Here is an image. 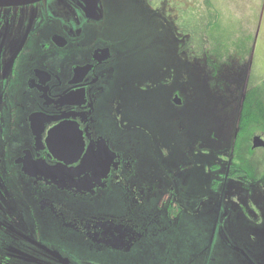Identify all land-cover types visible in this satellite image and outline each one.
<instances>
[{"label": "flooded vegetation", "instance_id": "obj_1", "mask_svg": "<svg viewBox=\"0 0 264 264\" xmlns=\"http://www.w3.org/2000/svg\"><path fill=\"white\" fill-rule=\"evenodd\" d=\"M81 2L0 0V264H215L202 183L187 193V175L143 170L124 134L103 128L129 35L114 20L121 3ZM237 152L229 165L249 159ZM219 174L241 181L236 168ZM195 217L209 234L199 247Z\"/></svg>", "mask_w": 264, "mask_h": 264}, {"label": "rangeland", "instance_id": "obj_2", "mask_svg": "<svg viewBox=\"0 0 264 264\" xmlns=\"http://www.w3.org/2000/svg\"><path fill=\"white\" fill-rule=\"evenodd\" d=\"M111 1L108 0L114 8H117L116 4H122L117 8L119 15L114 20L120 24L118 31L121 35L129 36L121 38L120 53L116 55L107 77L106 92L100 99L98 111L104 117L103 128L109 132L116 127L118 133L124 134V142L128 139L139 155L143 170L171 168L187 175V193L202 183L206 189L208 225L215 229L217 223L212 240L215 264H264V154L254 150L252 159L258 163L254 162V165L252 162L253 173L244 169L246 166L241 162L232 166L228 160L240 149L231 150L236 148L233 146L234 128L239 101L244 100L249 86L257 88L258 95L262 93L264 0ZM83 3L87 12L94 10L98 13L102 2L83 0ZM151 3L155 6L153 10L150 9ZM165 12L173 21L167 25L175 30L174 36L178 39L179 34H188L186 42L176 43L172 37L171 43L169 28L161 31L163 34L155 28L153 31V24H157ZM130 14L144 22L137 24L134 15L130 23ZM210 15L214 17L210 18ZM147 28L149 37L142 39L144 46L138 45ZM156 34H162L161 41ZM168 44L180 48L175 58L182 62L173 59L175 63L172 64L168 53L163 52L166 56L165 60L161 59V70L152 66L150 72L145 71L144 66L152 65L145 46ZM247 48L250 54H244L243 62H237L239 58L236 56L243 50L247 52ZM228 61L232 62L231 72L241 68L243 84L236 81H225L224 85L209 82L208 88L213 93L212 96L208 94L210 105L201 102L202 109L198 108L199 101L190 93L198 87L193 88L188 73L192 72L194 77L199 75L203 82L209 73L214 74L218 68L226 67ZM170 64L174 65L173 68ZM174 93L183 99L185 106L179 108L170 103L168 96ZM259 101L264 105V93L259 96ZM256 102L255 96L249 104L256 105ZM260 111V117L264 118V107ZM262 124L264 122H260ZM255 131L249 130V148L253 134L264 139V128ZM227 167L236 168L242 182L222 183L219 173ZM218 176L219 184L215 183ZM194 219L197 234L194 232L193 236L195 246L199 247L209 235L206 233L208 228L200 225V217Z\"/></svg>", "mask_w": 264, "mask_h": 264}, {"label": "trees", "instance_id": "obj_3", "mask_svg": "<svg viewBox=\"0 0 264 264\" xmlns=\"http://www.w3.org/2000/svg\"><path fill=\"white\" fill-rule=\"evenodd\" d=\"M149 14L151 15V13H149ZM164 14L166 16L161 15V18H159L157 20L158 23L153 24L154 25V26H152L153 31L155 32V30H154V28H155L157 30V32L160 33L161 31H166L167 28H169V30L171 32V36H170L171 43H172V37L174 38L176 43L186 42V39L188 38L187 37L188 34H186V35H185V33L179 34L178 39H177L174 36L175 30L173 28L170 29V27L167 25V23H169V24L171 22L173 23L171 16L167 15L166 12ZM130 15H131V20H130V23H131V21L134 20L136 15L134 14L135 17L133 14H130ZM166 17L168 18V20ZM212 17H214V16L210 15V18H212ZM140 21H141V19L140 20L138 18L136 19L137 24L138 23L142 24L144 22L143 20H142V22H140ZM137 24L135 26H137ZM135 26H133L132 28L134 29ZM145 34L146 35H142L143 38L141 37V40L139 41L138 45L144 46V44H143L144 42L142 43V39H146L149 37V29L148 28L145 30ZM162 34H160V35L156 34L157 38H159L160 41L162 39ZM165 40H166V38H165ZM171 45L172 44H168L166 46L162 45L161 47H160V45L145 46L148 54L150 55V58L152 59V61H151L152 65L144 66V70L147 72H150V69L152 66L155 68H158L160 70V68H161L160 65L163 64L162 61L165 60V56H166L165 54H163L164 56L162 55L163 52L168 53L167 57L170 59L169 62H172V64H174L175 61L173 59H176L175 53L177 52L179 54L180 48L177 49L176 46H174V45L171 46ZM250 52L251 51L249 48H247V52H246V50H243V52H241V54L236 56L237 58H239L236 61L237 62H243V59H244L243 55L248 54V53L250 54ZM162 58H163V60L161 61ZM178 60H180V58H178ZM178 60L176 59V62H182V61H178ZM199 63L200 62H196V64H199ZM172 64H170V65H172ZM200 64H202V63H200ZM226 64H227L226 67L218 68L216 73H214V74L209 73L210 76L207 77V79L203 82H201L200 79H202V78L199 75H198V77H197V75L194 77L192 72L188 73V76H189L188 79L190 80V82L192 81L191 84L193 85V88L196 89L198 87L195 93H193V94L191 93L192 98H194L197 102L199 101L198 108L200 107L201 102H202V104H203V102H205L206 106L210 105L208 103L207 98L209 99L208 94H210L212 96L213 93H212L210 87L208 88L209 82H211L212 84L216 83L217 85L218 84L224 85L225 81H227V82L236 81L237 83L243 84L242 82L244 81V78H243L242 74L240 73L241 68L239 67V70L236 72L234 71V73H233V72H231L232 62L228 61V63H226ZM173 66L174 65H172V68H173ZM190 66L192 67V65H190ZM195 73H197V72H194V74ZM152 83L153 82L151 81V83H150L151 86H152ZM263 93H264V81H263L262 93H260V95H258L257 88H254V86H251V87L249 86L248 91H245V93H244V100L242 101V99H241V101H239L237 121H236V125L234 128L236 136H235V141L233 138V141H234L233 146H235L236 148H243V150L238 152V156L242 157L244 154L245 155L248 154L251 156V158H249V159L243 158V159L239 160V162H241L242 164H244L246 166V168H244V169H247L249 171L252 170V173L255 169L253 164L255 165V163H256V165H257L258 161L255 162L252 159L253 152L249 148V145H250V139H249L250 132H249V130L255 131L256 129L260 130L261 128H264L263 124L260 125V122H264V118L260 117V113H261L260 110L263 109L264 105L259 101V96L263 95ZM182 95L185 97L184 94H182ZM255 96L257 97V100H258V102H256V105H255V103L253 105L249 104V101L251 99L255 100ZM262 100H263V98L261 99V101ZM202 104H201V106H202ZM200 108L202 109V107H200ZM257 123H258V125H257ZM252 162H253V164H252ZM230 170H232V169H230ZM243 171H245V170H243ZM246 173L249 174V172H246Z\"/></svg>", "mask_w": 264, "mask_h": 264}, {"label": "water", "instance_id": "obj_4", "mask_svg": "<svg viewBox=\"0 0 264 264\" xmlns=\"http://www.w3.org/2000/svg\"><path fill=\"white\" fill-rule=\"evenodd\" d=\"M174 102L176 104H180V99L177 98V96H174ZM257 147H261L264 150V139H262L259 135H253L252 137V142H251V148H257Z\"/></svg>", "mask_w": 264, "mask_h": 264}]
</instances>
